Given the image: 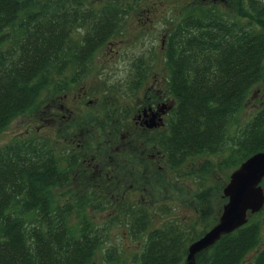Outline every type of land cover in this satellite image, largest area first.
I'll return each instance as SVG.
<instances>
[{"label": "trees", "instance_id": "trees-1", "mask_svg": "<svg viewBox=\"0 0 264 264\" xmlns=\"http://www.w3.org/2000/svg\"><path fill=\"white\" fill-rule=\"evenodd\" d=\"M204 1L186 7L165 45L176 109L160 143L172 169L232 148L226 162L237 166L264 152V107L232 133L251 92L264 83V5ZM117 7L113 0L98 8L89 0H0V135L17 118L40 112L43 97L60 93L75 66L86 70L90 58L81 57L93 56L119 28L124 11ZM37 136L0 148V264H91L103 234L87 210L102 205L87 194L57 204V189L75 194L74 176ZM210 194H199L202 232L176 223L150 231L139 264H187L188 247L218 222H208ZM147 216L130 214L134 231L148 228ZM251 219L199 254L197 264H243L254 250L249 264H264L261 222Z\"/></svg>", "mask_w": 264, "mask_h": 264}, {"label": "rangeland", "instance_id": "rangeland-1", "mask_svg": "<svg viewBox=\"0 0 264 264\" xmlns=\"http://www.w3.org/2000/svg\"><path fill=\"white\" fill-rule=\"evenodd\" d=\"M194 1L197 0H113V3L119 6L117 8L121 10L120 12L124 11V14L119 17V28L115 29L114 35L107 39L98 50L96 49L89 71L82 78V85L86 89H79L77 86L72 89L74 90L71 91L73 94L84 93L87 92L86 90L88 92L77 103L73 102V95H71L70 101L66 103L71 112L77 117L83 114L86 108H90L92 111L97 110L105 102L113 106L112 101H118V99L120 104L124 105V92H130L129 85L137 72L145 70L148 66H151L150 72L161 73L168 81L170 72L162 42L164 39L167 41L169 32L178 24L186 7ZM221 1L225 2L226 0ZM243 1L250 3V0ZM89 2L98 8L102 4L104 5L106 0L103 2L89 0ZM210 2V0L204 1L206 4ZM251 2L257 9L264 5V0H251ZM246 9L251 11L249 5ZM113 19L116 20L115 17ZM165 45L164 42V47ZM58 95L59 93H56V96ZM54 97L52 94L44 96L40 111L47 112V106ZM88 102H92L90 106H86ZM93 104H98V106L94 107ZM262 107H264V83L255 87L251 92L237 117L238 126L233 127L232 133H236L238 128L244 126ZM39 113L41 112L38 110L13 121L0 135V148L19 139H29L38 134L36 138L51 142L61 165L64 166V157L67 151L64 143L66 142L58 133V124H51L49 116L42 122ZM233 134L232 136H234ZM234 149L232 148L227 153L195 158L191 163L182 165L176 170H168L166 174L160 173L153 182L144 178L145 199L142 201L145 204L140 202L139 193L134 195V192H130L126 198L131 205L128 212L120 207L103 205L99 206L102 208L99 210L88 209V216L94 228H98L99 232L103 234L102 246L91 264H139V258L145 249L149 232L170 223H176L185 228L196 224L197 232H202L205 227L200 222L199 194L203 191H210L208 202L214 208L208 222L218 221L223 207L228 201L223 197V189L229 182L231 174L239 167L226 162L230 152ZM71 189L75 191L73 196L67 194L69 187L55 191L57 204L64 205L79 197L82 198L86 194L92 197V203L100 200L99 192L94 188L91 189L90 186L82 188L83 192L76 188V184L72 185ZM151 191H154L156 199L154 201L159 205L151 207L152 201L150 200L149 206L142 209L143 206L139 204L146 205L148 194ZM106 198H110V196ZM132 212L148 214L144 220L150 221L146 230L140 233L133 230L129 217ZM252 221L261 222L264 239V208L255 215L254 219H251ZM70 222L75 227L79 226L80 218L74 214L72 219L70 218ZM256 254L255 250L250 252L243 264L253 261Z\"/></svg>", "mask_w": 264, "mask_h": 264}, {"label": "flooded vegetation", "instance_id": "flooded-vegetation-1", "mask_svg": "<svg viewBox=\"0 0 264 264\" xmlns=\"http://www.w3.org/2000/svg\"><path fill=\"white\" fill-rule=\"evenodd\" d=\"M164 42L165 39L163 49ZM81 58H90L83 66L86 70H78L81 66L77 65L74 73L67 74L62 91L51 99L47 112L40 111L39 118L44 122L49 116L51 124H58V133L64 138L67 150L63 165L72 170L76 188L83 192L82 188L90 186L99 192L98 205L120 207L128 212L131 205L126 198L130 192L139 193L140 202L145 199L144 178L153 182L160 173L176 170L167 165L160 143L172 123L176 101L168 88L169 79L166 81L163 74L150 72L148 66L137 72L129 85L130 92H124V105L119 99L113 100V106L105 102L97 110L86 108L76 117L66 103L71 95L74 103L86 96L88 90L77 94L71 91L76 86L86 89L82 78L88 73L93 56ZM154 195V191L148 194L146 205L137 204L142 209L149 206L150 200L151 207L159 205Z\"/></svg>", "mask_w": 264, "mask_h": 264}, {"label": "water", "instance_id": "water-1", "mask_svg": "<svg viewBox=\"0 0 264 264\" xmlns=\"http://www.w3.org/2000/svg\"><path fill=\"white\" fill-rule=\"evenodd\" d=\"M264 152L244 161L230 176L223 189L224 205L218 222L188 247L187 264H197L199 254L247 225L249 218L264 208Z\"/></svg>", "mask_w": 264, "mask_h": 264}]
</instances>
